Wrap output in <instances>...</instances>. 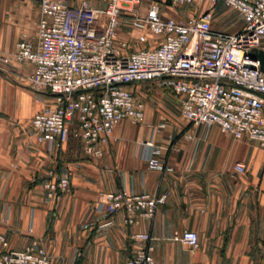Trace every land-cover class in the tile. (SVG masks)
<instances>
[{"label": "crops", "instance_id": "crops-1", "mask_svg": "<svg viewBox=\"0 0 264 264\" xmlns=\"http://www.w3.org/2000/svg\"><path fill=\"white\" fill-rule=\"evenodd\" d=\"M63 1L76 5L80 0ZM90 3L104 7L106 0ZM159 3L165 17L176 18L211 6L207 1L180 10ZM39 17L37 0H0V233L10 248L22 250L36 241L54 264H125L137 246L146 244L154 247L157 264H264V148L216 126L193 125L182 115L181 97L168 79L128 85L145 103L144 121L123 119L101 145L100 161L82 150L75 125L61 148L36 140L31 119L55 99L31 87V63L7 59L19 41H37ZM122 23L132 33L122 25L120 37L131 50L141 49L130 16L123 15ZM244 25L239 13L223 1L216 4L214 30L235 33ZM146 141L159 150L163 169L149 167ZM239 163L245 173L236 169ZM52 170L70 173V191L58 199L49 198L44 186ZM123 188L167 193L168 199L154 219L136 224L126 223L125 211L113 216L95 211L101 193ZM185 230L199 234L197 248L176 238ZM137 233H148L151 240L136 239Z\"/></svg>", "mask_w": 264, "mask_h": 264}, {"label": "built area", "instance_id": "built-area-1", "mask_svg": "<svg viewBox=\"0 0 264 264\" xmlns=\"http://www.w3.org/2000/svg\"><path fill=\"white\" fill-rule=\"evenodd\" d=\"M37 1V41H19L7 61L31 63L32 88L55 99L54 106H44L31 119L39 143L61 148L75 125L73 133L82 150L100 161L101 145L113 138L123 119L144 121L145 103L128 85L166 78L181 97L182 115L193 125L216 126L234 139L248 138L264 148V70L253 56L255 49H263L264 0H171L176 7L210 2L201 14L186 18L165 17L159 0H106L104 7L86 1L79 5ZM219 1L241 15L245 21L241 31L213 29ZM123 15H129L139 30L136 42L151 46L131 50L130 42L120 37ZM145 145L149 167L163 169L159 150L152 142ZM236 169L246 171L241 163ZM44 186L49 198L58 199L70 191V173L52 170ZM167 199V193L123 188L101 193L95 211L110 216L125 211L126 223L136 224L154 219ZM134 237L151 240L148 233ZM176 238L192 248L199 246L196 231L176 233ZM0 244V264H54L36 241L16 250L0 233ZM153 251L150 244L137 246L125 264H157Z\"/></svg>", "mask_w": 264, "mask_h": 264}, {"label": "rangeland", "instance_id": "rangeland-1", "mask_svg": "<svg viewBox=\"0 0 264 264\" xmlns=\"http://www.w3.org/2000/svg\"><path fill=\"white\" fill-rule=\"evenodd\" d=\"M87 2V3H89L90 5H91V3H90V0H80L79 1V3L78 4H76V5H79V4H82L83 2ZM163 2L165 3V5H167V4H171V0H163ZM172 5V4H171ZM173 6V5H172ZM186 6V5H185ZM185 6H180V7H176V6H173V7H175V8H177V9H183V7H185ZM236 11V10H235ZM237 12V11H236ZM238 13V12H237ZM122 25H123V23H122ZM121 25V26H122ZM124 26V29H126V32H128V33H132V30L131 29H129V27H127V25H123ZM232 31V30H231ZM130 36V38H132L133 36L132 35H129ZM142 44V43H141ZM133 47H132V49H135V48H137L136 46H134V45H132ZM143 47H145V44L143 43V45H141V47H139V48H143ZM32 87V86H31ZM170 87V86H169ZM35 90V89H34ZM35 91H37V90H35ZM39 93H42V94H44V95H46V96H48L49 97V99H50V94H48L47 92H43V91H38ZM54 99V98H53ZM49 105V104H48ZM50 105L51 106H54L55 105V100H54V103L53 104H51L50 103ZM44 106H46V105H44ZM44 106H41V109L44 107Z\"/></svg>", "mask_w": 264, "mask_h": 264}, {"label": "water", "instance_id": "water-1", "mask_svg": "<svg viewBox=\"0 0 264 264\" xmlns=\"http://www.w3.org/2000/svg\"><path fill=\"white\" fill-rule=\"evenodd\" d=\"M253 56L261 61L262 69L264 70V49H255Z\"/></svg>", "mask_w": 264, "mask_h": 264}]
</instances>
